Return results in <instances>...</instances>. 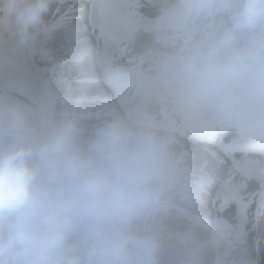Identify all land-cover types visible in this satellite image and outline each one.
Returning <instances> with one entry per match:
<instances>
[{
	"label": "clouds",
	"instance_id": "obj_1",
	"mask_svg": "<svg viewBox=\"0 0 264 264\" xmlns=\"http://www.w3.org/2000/svg\"><path fill=\"white\" fill-rule=\"evenodd\" d=\"M51 3L0 0V19L27 45ZM186 8L226 20L199 68L202 87L264 70V0H187ZM77 131L73 120L37 125L26 106L0 98V264H148L153 241L134 225L159 199L160 142L116 120L85 153Z\"/></svg>",
	"mask_w": 264,
	"mask_h": 264
},
{
	"label": "bare ground",
	"instance_id": "obj_2",
	"mask_svg": "<svg viewBox=\"0 0 264 264\" xmlns=\"http://www.w3.org/2000/svg\"><path fill=\"white\" fill-rule=\"evenodd\" d=\"M90 2L91 0H71V2L64 3L63 0H52L51 7L45 16V25L41 30L54 47L53 53L60 60L59 72L62 76H67L68 83L75 79L91 81V78H94L95 82L83 83L81 86L85 94L115 99L116 104L110 103L107 107L101 104L88 111L111 109V113H113L117 109L127 114L129 103L137 94H139L137 96L138 103L144 104L145 94L153 87L159 88L156 93L158 95L157 106L151 107L144 119L155 118L154 122L158 120L161 122L158 116L162 115L163 110L166 111L163 113V117L166 118L164 122L172 126L173 132L165 130L158 133V130H150L160 142L162 150L165 151H162L163 166L177 158V154L171 152L172 149L169 147V140L172 138L177 140L175 151L182 147L194 149L196 152L208 149L207 145L194 143L184 137L199 138L204 132L203 126L207 125L206 113H210L209 111L212 109L217 117L227 118L225 125L229 124L230 126L229 129H226V135L223 138L225 152L220 151L215 156L211 153L210 164L205 165L200 170L201 172L193 173L194 163L193 167L185 173L182 182L175 175L158 182L159 199L149 210L150 214L148 213L152 214L153 223H155V227L151 228L154 231L149 232L148 230V237L153 241V248L148 260H157L159 264H213L212 259L215 256V264H264V139L257 140L254 143L255 147H248L244 152H239L242 144L264 133V124L256 130L251 128L250 132L246 131L244 126L239 125L241 120L236 114L234 116L236 115L237 118L233 119L231 111H235L234 108L237 107L238 113L242 117L246 116L248 120H251L252 117L264 119V114L255 110L254 107L257 103L264 102V70L251 68L242 71L233 77L217 81L211 89L201 86L199 74L190 73L187 69L174 71L170 67L168 68L167 64L154 69L151 72L152 76H149L148 72H146L147 74L140 70L137 72L136 69L132 70L123 63L121 58L120 60L118 58L111 60L112 54L115 53V56L119 57L120 53L122 56L125 53L124 59L138 57L140 50L151 43V30L147 24L149 19H154L157 26L165 29L175 23L180 24L181 18L177 15L172 17L166 6H163V0H104L103 2L96 0L93 5L89 4ZM73 5L77 6V10H79L74 18L62 17L63 13L71 16L72 13L68 9ZM87 8L90 9V12ZM84 9H86L87 15L83 13ZM77 15L78 17H76ZM68 18V21L62 22ZM201 18L196 17L191 23L199 22ZM126 20L129 22L128 26L131 27L127 31L125 29ZM197 24L201 31H204L203 21ZM133 32V36L127 37ZM91 33H94V36ZM93 49H96L98 60L101 57L107 59L101 83L96 82L97 67L93 59ZM251 73L249 78L248 74ZM168 75L172 79H181V84L176 85L177 80L170 84ZM250 79L251 82H249ZM132 82L134 84L131 87ZM245 85H250L251 88H245ZM72 86L76 87L77 85L72 84ZM67 93L68 96L75 98L80 95L79 88L73 95L71 86L68 87ZM129 98L132 99L129 100ZM159 103H162L161 112ZM66 109L71 114L77 112L70 106H67ZM191 111L195 113L199 111L196 125L185 118ZM144 113L145 111L141 117ZM150 114L153 115L150 116ZM128 119L131 120V117L126 115V119L122 122L128 124ZM108 120H105V125L113 121L112 119ZM74 121L78 131L87 129L88 121L83 123ZM146 124V120H142L137 124L128 125L135 129H146L144 126ZM251 132L253 134L248 136ZM90 139L92 146L94 137L90 136ZM241 139H243L242 143ZM232 159L237 160L243 174L238 173L237 169L233 167ZM246 172L248 176H244ZM211 178H215L217 181L210 185ZM189 182H192L196 191L188 190L189 186L186 187V184ZM171 185H177L183 192H190L188 194L194 196H200L203 194L201 190H205L204 194H207V197L211 195L212 200H214L215 190L210 189L212 186L213 188L218 186L216 191H220V198L218 194L214 200L216 212L213 209V212L208 211L207 214H203L205 217L209 216L210 220L215 221L218 226L217 229L214 228L212 238L208 239L207 244H202L205 241L204 236H201L205 235L209 238L206 228L198 222L190 223V227L181 225L172 217L171 205L175 201L169 200L175 195L174 191H171ZM197 204L198 206L194 210L204 205L202 202ZM181 208L179 207V210H182ZM237 211L239 212L237 213ZM140 224L138 218L134 228L139 234ZM156 230L159 231L156 232ZM199 232L202 234H198ZM230 244L232 245L230 246ZM214 248H217L215 254L211 252ZM156 250L158 253H154ZM209 253H211L210 256Z\"/></svg>",
	"mask_w": 264,
	"mask_h": 264
},
{
	"label": "rangeland",
	"instance_id": "obj_3",
	"mask_svg": "<svg viewBox=\"0 0 264 264\" xmlns=\"http://www.w3.org/2000/svg\"><path fill=\"white\" fill-rule=\"evenodd\" d=\"M63 1L64 3L71 2V0ZM186 3L187 0H163V6H166V9L171 13V16H179L182 22L180 24L175 23L173 24V26L166 27L167 29H163L155 24L154 19H149L147 24L149 26V29L151 30V43L140 50L138 57H135L137 58V60H135V58L124 59L126 54L124 53L122 56L120 52V55L119 53H117L119 57L115 56V53H113L112 58L110 59L116 60L118 58L120 60L121 58L123 63L129 66V68H131L132 70H140L145 74H147L146 72H148L149 76H152L151 72L154 71V69L158 68L160 65L166 64L168 65V68L170 67L171 70L174 71L187 69L190 73L199 74V68L204 62L205 54L209 46L217 39L219 33L224 28L226 20L224 18L202 17L199 22L203 21L205 29L204 31H201V29L199 28V24H197L199 23L198 21L193 22L194 24L191 23L194 18H196V16H193L188 12ZM89 4H92V0ZM77 8V6L73 5V7L68 9L69 12L72 13L71 16L67 15V13H63V15L61 16L65 18L71 17L73 19L74 16L79 12ZM87 10L88 12H90V9L87 8ZM83 13L87 15L86 9H84ZM76 17H78V15ZM68 20L69 18L64 19L62 22H66ZM128 23L129 22L126 20V31L131 28L128 26ZM91 31L93 32V29ZM133 35L134 32L132 34L130 33L127 37H131ZM61 39L64 40L63 38ZM122 39L126 40L124 38ZM246 43L247 38L241 37L238 41V46L243 47ZM53 48L54 47L47 39L46 34H43L41 31L33 42L21 46L18 43L17 37L10 22L6 19H0V98L11 99L26 106L30 110L32 118L37 123V125L52 126L60 124L66 120H77L82 123L88 121L86 129L87 131L80 130L78 131L79 135L77 136V142L83 151L91 150L92 146L90 144V136L94 137L95 140L97 132L105 125V120L108 119H112L113 121H123L126 119L127 115V117H131V120H127L128 124H137L142 120H146L147 124L144 126L146 127V130L149 131L151 129H154L158 130V133H161L163 132L164 128L169 127L172 129L171 125L164 122L166 121V118L163 117V113L165 112L164 110L162 111V115L158 116L161 122L159 120L157 122H154L155 118H151V120H147L149 118L144 119L145 115H147V111L151 107L155 105L157 106L158 95L156 93L159 88L156 87H153L148 93L145 94L146 97L144 104L142 102L140 104L138 103L139 98H137V96L139 94L134 97V99L129 103L127 110L128 113L130 112V114H124L122 111H118L117 109L113 113H111V109H98L96 111H94L95 109H92L93 111H88L90 108L101 104H104L106 107L110 103L116 104L115 99L100 95H86L85 92L81 89V86L83 85V83L88 84L95 82L94 78H91V81H88L86 79H75L72 80L71 83H68V80H66L68 79L67 76H62L59 72L60 69L58 64L60 60H58L57 55L53 53ZM128 54L130 55V51ZM97 57L98 54L96 52V49H93V59L97 67V71L95 73V75L97 76L96 82L101 83L104 74L103 68L107 63V59L101 57L98 60ZM2 61H4V63ZM251 75L252 73L248 74V77L250 78ZM168 77L170 79V84H173L177 80L172 79L169 75ZM248 77L246 78V81L248 80ZM249 82H251V79L249 80ZM72 84H76L77 86L74 87L72 86ZM133 84L134 82L131 83V87ZM177 84H181V79L177 80L176 85ZM61 86L65 88H62ZM69 86L73 88V95L75 94L76 89L79 88L80 95L78 98H75L74 96H68L67 91ZM244 87L251 88L250 85H245ZM252 87H254L253 84ZM67 106L72 107L78 113L76 112L71 114L66 109ZM159 107L161 112L162 103H159ZM254 107L255 110L264 114V102H259ZM234 109L235 111L231 110L233 119L237 118L238 116L241 120L239 125L244 126L246 131L250 132L251 128L256 130L264 124V119L252 117L251 120H248L246 116L242 117V115L238 113L237 107H235ZM144 111L145 113L141 117ZM209 112L210 113H206V117L208 118V120L206 121L207 125L206 127L203 126L204 132L201 133L200 137H184L186 140L192 141L194 143L207 145L208 149L196 152L194 149L182 147L177 148L178 150L176 149L175 151L174 148H176L175 146L177 140L175 138L169 140V147L172 149L171 152H175L177 154V158L175 160H171L168 164L163 166V174L159 180L160 182H162L163 179L174 175L176 176V178H178L179 181L182 182L185 173L191 167H193L194 163L195 170L193 171V173L196 171L201 172L200 170L205 165L210 164V154L212 153L215 156V154H218L220 152V150L217 149L214 144H208L207 138L210 135L213 139L216 140V138L220 136V131H222L221 137L223 139L226 135V129H229L230 126L229 124L225 125L228 120L227 118L217 117L213 109ZM153 114H150V116ZM234 114H236L237 116H234ZM160 123H162L163 125ZM166 131L170 132V130L167 129ZM252 134L253 133L251 132L248 134V136ZM160 137L163 138L162 136ZM242 140L243 139L240 140L241 143ZM250 147H255V144L251 145ZM215 181H217V179L211 178V182L209 184L211 185V183H214ZM171 186V191H174L175 195V197L169 200L171 202L175 201L171 205L172 217H174L175 221L180 223L181 225L189 226L192 222H198L202 227L206 228L205 230L207 231V234H209V238H207L205 235L201 236H204L205 241L202 244H207L209 241L208 239L212 238V232L214 228L217 229L218 226H216L215 221L212 222L210 220L209 216L205 217L203 216V214H207L208 211L213 212V209L215 210L216 205H214V200L216 199V196L218 194L220 198V191H216V189H218V186H216V188H213L212 186V189H210L215 190L214 200H212L211 195L207 197V194H204L205 190H201L203 194H200V196L189 195L188 193L196 191L193 187L192 182L186 184V187L189 186L188 190L190 189V192H183L177 185ZM199 202H202V204L204 205H202L201 208L194 210V208L198 206L197 203ZM179 207H182V210H179ZM238 212L239 211H237V213ZM148 213L150 214V211L139 218V222H141V235L149 236L148 230L150 232L151 230H153L151 228L155 227L152 214L149 215ZM208 215L210 214L208 213ZM221 223H223L222 220ZM191 225L193 227V224ZM157 231L159 230H156V232ZM198 234L202 233L199 232ZM231 245L232 244H230V246ZM216 249L217 248H214L211 252L215 254L217 252ZM154 253H158V250L154 251ZM210 254L211 253H209V256ZM212 260L213 264H215V256ZM148 264H159V262H157V260H148Z\"/></svg>",
	"mask_w": 264,
	"mask_h": 264
}]
</instances>
